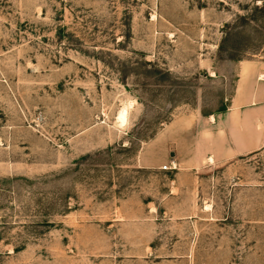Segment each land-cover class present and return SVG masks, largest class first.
Here are the masks:
<instances>
[{"label": "rangeland", "instance_id": "1", "mask_svg": "<svg viewBox=\"0 0 264 264\" xmlns=\"http://www.w3.org/2000/svg\"><path fill=\"white\" fill-rule=\"evenodd\" d=\"M261 60L264 0H0V264H264Z\"/></svg>", "mask_w": 264, "mask_h": 264}, {"label": "crops", "instance_id": "2", "mask_svg": "<svg viewBox=\"0 0 264 264\" xmlns=\"http://www.w3.org/2000/svg\"><path fill=\"white\" fill-rule=\"evenodd\" d=\"M248 84V80H251L254 84L252 90L253 100L264 101V60L256 63L244 64L242 69L238 68V81Z\"/></svg>", "mask_w": 264, "mask_h": 264}, {"label": "bare ground", "instance_id": "3", "mask_svg": "<svg viewBox=\"0 0 264 264\" xmlns=\"http://www.w3.org/2000/svg\"><path fill=\"white\" fill-rule=\"evenodd\" d=\"M126 114H127V112H126V109H125V108H123V109L119 112L118 116L116 117V118H117V121H118V123H119V125H120V124L123 125V123H124V121H125V118H126V116H127Z\"/></svg>", "mask_w": 264, "mask_h": 264}, {"label": "built area", "instance_id": "4", "mask_svg": "<svg viewBox=\"0 0 264 264\" xmlns=\"http://www.w3.org/2000/svg\"><path fill=\"white\" fill-rule=\"evenodd\" d=\"M167 166L166 165H163V167L162 168H166Z\"/></svg>", "mask_w": 264, "mask_h": 264}]
</instances>
